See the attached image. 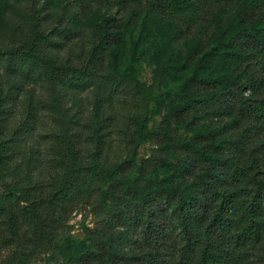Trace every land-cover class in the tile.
I'll list each match as a JSON object with an SVG mask.
<instances>
[{
    "label": "trees",
    "instance_id": "16d2710c",
    "mask_svg": "<svg viewBox=\"0 0 264 264\" xmlns=\"http://www.w3.org/2000/svg\"><path fill=\"white\" fill-rule=\"evenodd\" d=\"M10 1L13 24L9 32L0 31V74L65 89L101 84L108 86V95L125 88L121 78L101 73L109 49L120 40V18L106 16L92 31L91 50L74 62L57 57L52 49L61 46L56 36L75 34V30L48 29L55 15L41 0ZM59 1L73 6L75 18L87 16L94 7L115 6L133 12L132 20L139 8L138 0ZM234 1L144 0V7L157 17L177 21L181 27L177 34L182 35L209 23ZM254 16L264 20V0H240L236 18L248 22ZM241 46L246 56L235 68L237 80L191 75L180 85L179 103L167 116L173 113L178 120L190 114L234 117L232 127L238 135L229 151L221 149L210 131L181 144L186 152L200 153L208 161L210 172L198 180L194 193L154 184L151 192L133 195L110 215L107 230L96 237L92 250L67 264L246 263L264 234V38L245 34ZM127 74L130 78L131 72ZM18 87L10 85V89ZM52 97L58 105L59 95ZM4 99L11 102L13 94L8 91ZM58 110L68 137H64L63 154L47 163L46 171L54 173L46 181L34 178L31 160L20 154L16 139L7 137L0 114V171L11 178L0 204V264H35L56 239L73 205L86 202L96 190L100 172L81 165L68 133L74 120ZM172 222L180 226V240ZM120 226L126 229L119 230Z\"/></svg>",
    "mask_w": 264,
    "mask_h": 264
},
{
    "label": "rangeland",
    "instance_id": "374dc122",
    "mask_svg": "<svg viewBox=\"0 0 264 264\" xmlns=\"http://www.w3.org/2000/svg\"><path fill=\"white\" fill-rule=\"evenodd\" d=\"M138 1L132 20L133 12L115 6L94 7L87 16L75 18L71 5L59 0L40 1L55 15L48 29L65 27L77 32L56 36L61 46L52 49L57 57L74 62L82 61L91 50L95 42L92 31L106 16L121 19L120 40L109 49L101 71L124 81L125 88L118 92L108 95V86L101 84L65 89L0 74L2 129L7 137L16 139L20 154L31 160L36 180L50 179L54 171H46V165L65 149L63 141L68 135L60 124L62 114L58 109L74 120L68 133L79 150L81 165L100 172L96 190L86 202L73 205L56 239L35 264H67L91 251L96 237L107 230L110 215L130 202L133 195L151 192L154 184L194 193L198 180L210 172L208 161L200 153L186 152L181 144L210 131L227 153L238 135L232 127L234 117L190 114L178 120L173 113L167 116L179 103L180 85L191 75L237 80L235 68L246 56L241 42L245 34L264 38V20L257 16L248 22L237 19L240 0H235L209 23L179 35L177 21L153 15L144 7V0ZM10 6V0H0L2 32L12 29ZM127 72H131L130 78ZM11 84L20 87L10 89ZM8 91L13 94L9 103L4 99ZM55 94L59 95L58 105L52 97ZM188 163L193 167L185 171ZM10 182L11 178L0 171V204ZM171 225L180 240V226L176 222ZM245 264H264V234Z\"/></svg>",
    "mask_w": 264,
    "mask_h": 264
}]
</instances>
